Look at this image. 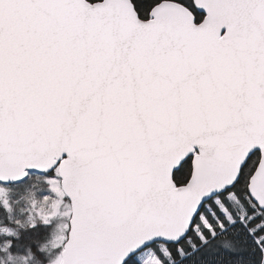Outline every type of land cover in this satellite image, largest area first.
Here are the masks:
<instances>
[{"label": "snow or ice", "instance_id": "6c2138e0", "mask_svg": "<svg viewBox=\"0 0 264 264\" xmlns=\"http://www.w3.org/2000/svg\"><path fill=\"white\" fill-rule=\"evenodd\" d=\"M0 264H264V0H0Z\"/></svg>", "mask_w": 264, "mask_h": 264}]
</instances>
